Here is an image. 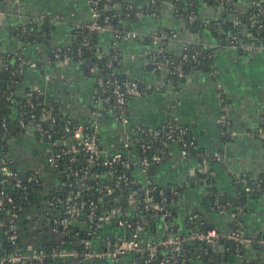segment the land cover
Masks as SVG:
<instances>
[{"label": "crops", "instance_id": "1", "mask_svg": "<svg viewBox=\"0 0 264 264\" xmlns=\"http://www.w3.org/2000/svg\"><path fill=\"white\" fill-rule=\"evenodd\" d=\"M136 1L147 3V0ZM186 1L160 0L157 14H143L132 25L130 31L138 34L136 38L125 34L117 43L122 70L129 78L150 86L144 96L129 103L127 117L131 125L147 129H158L175 119L191 135L196 148L221 154L222 162L209 161L203 165L197 158L182 156L179 146L172 143L168 156L153 169L154 186L173 199L177 217L174 225L179 234L187 233L186 221L193 214L203 217L218 231H227L233 226L251 241L238 253L225 244L218 246L221 264H252L258 258L264 262V196L251 194L237 214L229 206L237 176L254 178L264 172V142L256 135L264 127V51L244 52L220 46L219 39L207 26L210 22H220L219 30L224 23L219 5H200L201 26L197 29L186 16L177 13L179 5H185ZM257 2L264 0H231L230 4L235 12L243 14ZM30 21L37 23L38 33L36 41L27 43L20 39L17 29ZM89 21L88 0H0V51L10 56L20 54L26 61L19 69L17 97L23 98L31 90H38L55 102L62 115L80 123L90 119L96 95L95 80L86 77L81 65L73 59L51 65L42 63L49 57L51 48L69 45L73 29ZM160 28L175 33L168 37L167 48L176 56L182 53L186 43L212 47L213 69L192 70L178 85L166 84L163 74L157 73L149 59L152 45L141 40ZM113 41V33L103 32L99 47L107 49ZM28 61H40L42 66L31 67ZM113 117L111 113L103 115L99 127L100 145L109 153L120 147L124 130ZM8 155L13 168L31 173L42 187L33 205L13 215L21 239L20 251L50 253L47 260L29 264H143L134 254L116 260L79 257L74 249L80 245L78 241L73 242L65 255H54L60 240L54 226L59 210L46 196L60 186V178L49 162V150L34 131L27 130L9 141ZM205 172L212 177L211 182L201 178ZM135 175L146 181L138 168ZM7 216L12 218L7 212H0V221ZM101 229L99 235L89 239L88 246L93 252L103 251L105 237L129 235L126 229L110 221ZM165 233L166 224L155 219L146 223L139 236L158 241ZM5 257L0 224V264H5Z\"/></svg>", "mask_w": 264, "mask_h": 264}, {"label": "trees", "instance_id": "2", "mask_svg": "<svg viewBox=\"0 0 264 264\" xmlns=\"http://www.w3.org/2000/svg\"><path fill=\"white\" fill-rule=\"evenodd\" d=\"M177 2V1H176ZM220 2L224 4L219 7H223V20L224 23L220 25L225 27L224 32L218 30L219 23L210 22L207 23L211 32L219 39V44H228L232 37H238L243 41L251 44L264 43V33L254 28L249 29L247 34H242L243 29L240 26L232 25L231 18H237L245 22L251 15H257L258 11L255 4H253L246 13L239 14L235 12L231 7V0H187L185 5H179L178 14H183L188 18L189 15L194 14L196 19L191 23L192 27L200 28L201 24L198 19V9L202 3H208L209 5L218 6ZM160 4V0H147L146 4H139L136 0H112L108 2L106 0H97V7L99 11L98 23L102 25H108L110 28L117 30L121 35L132 29V25L136 23L140 14H157V9ZM179 4V3H178ZM177 5V3H176ZM264 9V2L260 3ZM259 19L264 18V13L257 15ZM38 25L35 21L28 22L18 27L17 32L20 39L24 42L31 43L37 40ZM163 32L167 37H171L174 32L165 28H160L150 35L141 37L143 42L151 43L150 36ZM101 32L89 31L85 27H75L72 33V42L69 45L60 46L59 48H51L49 57L43 64L51 65L58 61L65 59H73L77 61L83 70V74L86 77L93 79L102 77L104 80L117 79L120 82L124 80L137 81L128 77V75L122 70V56L120 51L111 45L107 49L99 47V40ZM83 42H88L87 46L83 45ZM166 55L172 59L173 64L180 65V72L173 74H164V81L166 84L178 85L185 77V75L192 70H204L211 71L213 63V48L205 46L201 43H186L183 47L182 53L178 56L174 55L171 51H167ZM22 63V56H10L9 54L2 53L0 51V72L5 73V85H0V161H4L7 168L16 174V177H10L0 173V212H7L9 215L17 214L25 207L33 205L38 196L42 192L41 182L37 177H34L31 173H22L21 171L13 168V163L8 155V143L10 140L24 132L25 128L21 126L20 120L27 121L28 118L34 114L35 117H40L43 113L47 112L49 115L44 121L43 125H53V135L51 139L44 138L42 141L49 149V155H58L59 158L56 161L55 167L59 178L60 186L50 191L46 198L58 207L59 215L55 217L54 225L60 235L59 242L55 245L57 250H69L73 247V242L78 241L79 246H75L79 257H84L88 248L85 246L84 240L90 238V229H88L89 222L87 216L91 214V217L95 221L97 217L101 215H108L110 210L115 208L118 215L110 217V222L116 223L117 219H125L126 230L131 232L135 229L136 224H142L146 226V223L151 221L148 217H144L142 193H135L136 186L132 183L133 180L138 179L135 175V165H130L128 168L123 169L121 162L125 161V156H130V149H125L120 146L114 153L121 155V160L115 163L113 166L108 167L103 164L104 155L98 154L97 157L88 160V155L79 146L77 152L67 151V147L60 145L62 140H67L70 136L68 132L64 131L65 126L75 127L78 120L68 115H62L55 102L49 97L45 98L43 94L33 91L31 97L25 95L23 98L16 96V88L20 80L19 69ZM40 61L36 63V66L41 67ZM7 64L8 68L3 69L2 65ZM11 71V73H10ZM159 73V72H157ZM139 82V81H138ZM141 84V82H139ZM96 86V85H95ZM145 91L144 94H146ZM99 92H96L95 96H98ZM141 96V97H142ZM133 97H126L125 112L128 115L129 103L133 100ZM110 105H103L104 111L115 116L118 114L119 109L110 101ZM94 109V107L92 108ZM69 120L67 123L66 120ZM4 120V124L2 123ZM89 122H85L88 124ZM169 123V122H168ZM168 123L158 128L159 131L168 130ZM173 125H180L176 120L172 121ZM164 127V128H163ZM264 130V127H262ZM86 132H91L92 129L87 127ZM162 132L159 137L153 138L150 134L138 133L136 137L137 144L141 141H152L151 147L145 152H142V156H146L150 159L155 154V149H161L166 156H168V147L172 143H176L179 149H182L181 142L176 139H166ZM38 134V133H37ZM100 138V134L98 133ZM184 139L187 142H192L190 146L186 147L187 157L197 158L201 162V153L204 151L196 148L191 135L186 131ZM60 143H57V142ZM264 142V139L262 140ZM78 145V144H77ZM137 148V147H136ZM100 149H103L100 146ZM138 154L139 151H136ZM107 156H111L108 154ZM74 158L75 161H71ZM159 163L149 164L145 177L149 184H153L152 173L154 167ZM29 177L33 179L28 180ZM15 178L19 179V186L15 185ZM83 178V185L77 183V181ZM201 178L211 182V178L207 172L201 174ZM141 185V184H140ZM107 187L111 188V191H107ZM259 187V189H258ZM158 189L159 187H155ZM235 194L230 200L229 206H231L236 212L246 203L248 196L263 195L264 196V172L257 175L254 178L248 175L237 176L234 179ZM246 188L250 190L247 191ZM165 193V192H164ZM167 200L165 201L166 207L171 210L170 222L173 226L176 223L177 217L175 208L173 205V199L169 194L165 193ZM9 197L11 201H7L6 197ZM129 197L138 201L137 207L129 205ZM84 203L81 206V203ZM135 206V205H134ZM75 207L76 211L70 212L71 208ZM141 216V217H140ZM62 218L68 219V224L63 229L59 225V221ZM1 223V232L5 240V256L18 251L22 255L27 252L20 251V235L15 228L13 216H7ZM109 222V221H108ZM175 222V223H174ZM81 224V225H80ZM91 230L94 232L92 236H97L101 232L102 227H95L93 223ZM103 225L105 224L102 223ZM102 225V226H103ZM13 226L12 231H8L9 227ZM186 227L188 230L205 231L207 229H214L210 227L203 217H193L190 215L186 221ZM231 229H237L232 226ZM16 233L17 238L15 244L11 245L8 239L9 235ZM105 237V236H104ZM105 239V238H103ZM226 246L228 243H224ZM45 254L44 260H47L49 253L42 251ZM173 255L175 257L174 264H221L220 255L216 249L209 247L206 244L198 241H182L181 245L176 249H170V247H160L157 252L156 260L160 261L163 258H167ZM140 258L139 256H137ZM143 258V257H141ZM264 262L261 259H256L254 263ZM5 264H14L6 262Z\"/></svg>", "mask_w": 264, "mask_h": 264}, {"label": "built area", "instance_id": "3", "mask_svg": "<svg viewBox=\"0 0 264 264\" xmlns=\"http://www.w3.org/2000/svg\"><path fill=\"white\" fill-rule=\"evenodd\" d=\"M108 2H111L112 0H106ZM89 6H90V21L83 25L86 29L89 31H98V32H111L114 35V41L113 46L116 48L117 43L119 42L120 38L123 37L125 34L136 38L138 34L135 31H128L125 34L121 35V33L117 30H114L110 28L108 25H102L98 23L99 18V11L97 7V0H88ZM224 3L220 2L219 6H222ZM256 6H258L257 11L258 14L264 13L263 7L260 5V2L255 3ZM257 14V15H258ZM137 17H140L143 14H140L139 12L136 14ZM257 15H251L247 18L245 22L241 21L237 18H231L232 25L234 26H240L244 30L242 34H247L248 30L251 28H254L256 30H260L264 33V18L259 19ZM188 19L190 22L194 21L196 19V16L194 14H191L188 16ZM31 22V21H30ZM81 27V26H78ZM151 39V45L152 49L150 50L148 56L149 59L153 63L154 69L163 74H173V73H179L180 72V65L179 64H173L172 59H170L166 52L169 51L167 48V40L168 37L161 31L158 34H153L150 36ZM84 46L88 45V42H83ZM220 46H230L233 47L239 51H252L254 49H259L264 51V43L259 44H251L246 41H243L242 39L238 37H232L228 44L221 45ZM22 62H26L22 59ZM31 67H36L35 62L28 61L27 62ZM3 69H7V64L2 65ZM11 73V71H10ZM95 85H96V92H99L98 96H95L94 99V109L91 111L90 119L88 120V124L85 123H78L75 125V127L65 126L64 131L68 132L70 134L69 138L67 140H62L61 143L58 141L57 143H60L62 146L67 147V151L69 152H77L79 150V146L85 151V153L88 155V160H91L92 158L97 157L98 154L104 155V161L103 164L105 166L111 167L115 163L119 162L121 160V155L119 153H109L106 152L104 149H100V138L98 137L99 133V127H100V121L103 118V115L110 113V110L108 112L104 111L103 105H110V101L116 107L119 109L118 114H115V117H113L115 120H117L120 124L123 125V137L121 145L125 149H130L129 154L130 156H125V161L121 162L123 165V169L128 168L131 164L135 165L136 168H138L144 175L146 174L147 168L149 164L153 163H161L165 159V155L161 149L156 148L155 154L148 159L146 156H142V152H145L148 148L151 147L152 141L144 142L141 141L139 145L136 141V135L138 133L142 134H150L151 137L156 138L161 136L160 134L162 132L163 136L166 139H176V141L181 142L182 149L180 150V154L184 157L187 155L186 147L190 146L192 142H187L184 139V134L186 133V129L182 125H173L171 124L174 120H169L168 130L159 131L158 129H147L143 127H136L130 124L128 117L126 116V97H133V98H139L142 96V94L147 91L150 86L140 84L138 81H119L117 79H106L104 80L102 77H97L94 79ZM40 93L38 90L36 91ZM33 92L28 93L27 96L31 97ZM112 114V113H111ZM46 113H43L40 115V117H35L34 114H32L27 121L20 120L21 126L25 128L24 131L32 130L35 132V134L43 140L51 139L53 135V125H43V121L48 117ZM67 123L69 120H66ZM4 124V120L2 122ZM89 127L92 129L91 132H86L85 129ZM164 128V127H163ZM38 133V134H37ZM55 133V132H54ZM257 137L260 139H264V130L262 128H259L256 132ZM78 144V145H77ZM137 147V148H136ZM137 149L141 152L139 154L136 152ZM49 150V149H48ZM108 154H111V156H107ZM59 158L58 155H49V162L54 167L57 166L56 161ZM71 161H75L74 158H71ZM209 161H217L222 162V156L219 152H203L201 153V163L204 165L208 163ZM0 173L5 174L10 177H16V174L11 172L4 161H0ZM33 179L32 177H29L28 180ZM83 178H80L77 183H80L83 185ZM15 185L19 186V179L15 178ZM136 186L135 193H142V200L141 203L143 204V216L148 217L150 220L155 219H161L166 224V233L165 235L159 239L158 241H147L142 239L139 235L141 231L144 228V225L142 224H136L135 229L131 232H129L128 236H125L124 234H115L112 237H105L103 239V251L100 252H93L89 249V239L84 240L85 246L88 248V251L85 253L84 257L89 258H100V259H110V260H116L121 256H124L126 254H134L136 256L140 257V260L143 264H174L175 257L171 255L170 257L163 258L160 261H155L158 249L160 247H170V249H176L178 246L181 245L182 241L186 240L189 242L192 241H198L200 243L206 244L209 247L216 249L218 246L223 245L225 242L228 243L227 246L233 248L235 252H240L243 247H246L250 244V240L243 236V234L238 229H229L227 231H218L215 229H207L205 231H194V230H188L186 234L181 235L179 234L175 227L173 226V223L170 222L171 217V210L170 208L166 207L165 201L167 200V197L165 193L162 191H157L154 185L149 184L148 181L143 182L140 179L133 180L132 182ZM141 184V185H140ZM259 189V187H258ZM247 191H249V188H246ZM107 191L110 192L111 188L107 187ZM158 192V199L156 200L154 197V193ZM1 195H4L3 192H0ZM7 201H11V199L7 196H5ZM129 205L132 207H137L138 201L135 200L132 197H129ZM84 203H81V206H83ZM135 205V206H134ZM76 211L75 207H72L70 212ZM118 210L115 208L110 210V213L108 215H101L97 217V219L94 221L91 217V214L87 216V220L89 222V225L87 226L88 229H90V237L94 233L91 230L92 224L95 225V227H102V223H106L110 221V217H114L119 214L117 213ZM14 214H12L13 216ZM141 217V216H140ZM196 217V216H193ZM126 221L125 219H117L116 223L117 225L122 228L126 229ZM67 218H62L59 221V225L65 229V227L68 224ZM14 228L13 226H10L8 231H12ZM127 231V230H126ZM17 238L16 233L13 231L12 234L9 235L8 239L10 240L11 245L15 244V240ZM66 254L65 250H57L55 249L54 255L63 256ZM50 256V253H49ZM143 257V258H141ZM45 254L41 251H30L26 253L25 255H22L18 251H14L10 254H8L5 257V263L10 262L14 264H29L30 262H42L44 261ZM254 264H261V263H254Z\"/></svg>", "mask_w": 264, "mask_h": 264}, {"label": "water", "instance_id": "4", "mask_svg": "<svg viewBox=\"0 0 264 264\" xmlns=\"http://www.w3.org/2000/svg\"><path fill=\"white\" fill-rule=\"evenodd\" d=\"M219 9L221 10V11H223V7H219ZM220 29H221V31L222 32H224L225 30H226V28L225 27H223V26H221L220 27ZM5 73L4 72H0V85L2 86V87H4V85H5ZM162 90V89H161ZM154 197H155V199L157 200L158 199V194H157V192H155L154 193ZM222 197V196H221ZM208 198H210V197H208ZM221 248V250L223 249V247H220Z\"/></svg>", "mask_w": 264, "mask_h": 264}]
</instances>
